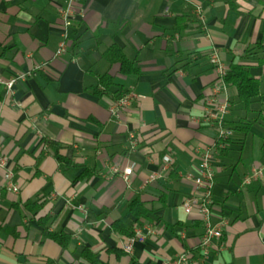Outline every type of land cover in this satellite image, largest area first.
Segmentation results:
<instances>
[{
    "label": "crops",
    "instance_id": "0c3cea01",
    "mask_svg": "<svg viewBox=\"0 0 264 264\" xmlns=\"http://www.w3.org/2000/svg\"><path fill=\"white\" fill-rule=\"evenodd\" d=\"M64 2L0 0V264H163L184 252L189 264H264V186L243 184L264 154L231 161L244 145L235 131L215 155L213 219L228 224L206 260L203 222L183 207L215 139L202 119L217 78L212 50L226 69L245 64L261 80L253 106L264 114V0H77L67 52L56 56ZM112 44L139 73L122 75L108 63L103 53ZM105 73L115 77L111 92H134L118 114L114 97L92 91ZM21 74L8 90L5 82ZM241 112L232 104L227 121ZM52 141L70 160L66 169ZM164 154L176 162L175 176ZM136 198L150 209L140 221L129 211ZM117 220L145 236L131 252L129 237L113 230ZM49 233L70 239L61 244Z\"/></svg>",
    "mask_w": 264,
    "mask_h": 264
},
{
    "label": "built area",
    "instance_id": "2783aa9c",
    "mask_svg": "<svg viewBox=\"0 0 264 264\" xmlns=\"http://www.w3.org/2000/svg\"><path fill=\"white\" fill-rule=\"evenodd\" d=\"M201 15L200 8L196 11ZM60 16L62 19L63 30L61 33V40L56 50V56H60L67 52L69 45V30L73 25V21L77 16V0H65L64 5L60 8ZM210 62L213 65L216 73V80L211 84L210 94L204 106V114L202 119L215 129V139L211 147H209L202 155L201 162L198 166V173L193 181L196 187V193L188 195L183 200V207L187 213L196 212L204 225V232L200 240L201 258L206 260L210 255L212 246L216 241L223 238L224 230L228 224L225 218L213 219V203H214V187L216 182V172L214 167V160L216 153H220L225 149L228 140L233 136L234 130L226 124L227 117L230 114L231 102L229 96V88L225 82V75L227 69L220 60L216 50H212L210 55ZM26 75L21 74L13 77L5 82L8 90H11L15 82L24 78ZM134 98L133 91H127L125 94L115 99L112 103L111 111L118 114L121 110L131 105ZM130 149L136 148L138 139L134 134L129 135ZM4 160H0L3 164ZM165 166H171L174 162L171 155L166 154L163 156ZM118 171V168H113ZM132 167H126L123 170L122 177L125 182L129 183L132 174ZM8 173L7 176H10ZM254 182H260L264 186V165L253 166L243 179L244 185H251ZM17 190V187H13ZM145 236L138 229L135 230L134 235L128 238L124 244V250L131 252L135 241L144 240ZM163 264H189V255L187 252L180 254L176 259L167 260Z\"/></svg>",
    "mask_w": 264,
    "mask_h": 264
},
{
    "label": "trees",
    "instance_id": "16d2710c",
    "mask_svg": "<svg viewBox=\"0 0 264 264\" xmlns=\"http://www.w3.org/2000/svg\"><path fill=\"white\" fill-rule=\"evenodd\" d=\"M177 26L178 28H181L180 23H178ZM103 57L111 66L117 65L119 67V73L122 75H129L133 73L137 74L140 72V68L136 65L135 61L129 59L124 50L116 44L110 45L103 53ZM224 78L228 88H232L234 90V99L230 100L231 106L232 104L237 105L239 106V109L246 113L252 111L253 104L260 101L261 80L251 74L250 69L247 65L234 62L231 63L227 68V72ZM114 85H116L115 77L110 73H105L99 76L98 84L92 88V91L99 96L110 95L114 97V99L119 98L127 92L123 88H120L114 93L111 92L110 89ZM117 93H119L120 95L115 96ZM260 116H262L264 119L262 110H260ZM226 124L235 132L248 133L252 130L253 120L249 119L247 116H244L240 117L239 119H235L232 122L226 121ZM230 140L231 138L228 141ZM50 146L53 150L54 156L59 161L61 167L63 169L69 167L71 165V162L67 157L63 156L60 153L61 146L54 141L50 142ZM226 149L227 148H225L222 152H224ZM171 166V176H175L176 162L174 161ZM82 176L90 177L91 174L86 170L82 173ZM129 211L135 217L136 221H140L141 219H146L148 217L150 209L145 205L144 201L136 198L130 203ZM112 227L115 232L126 235L127 237H131L134 235L133 230L121 220L115 221ZM49 236L57 240L61 244H64L70 239L68 235H65L63 233H49ZM117 251L123 252L120 249H118ZM84 253L88 254V250H85Z\"/></svg>",
    "mask_w": 264,
    "mask_h": 264
},
{
    "label": "rangeland",
    "instance_id": "374dc122",
    "mask_svg": "<svg viewBox=\"0 0 264 264\" xmlns=\"http://www.w3.org/2000/svg\"><path fill=\"white\" fill-rule=\"evenodd\" d=\"M253 108L254 110L247 114L245 112L240 113V115H247L249 119L253 120V125L252 130L248 133L236 132L234 134L236 139L244 138V145L242 151L239 150L242 147L240 144L233 148L230 153L231 161L237 160L241 156L244 160L249 159L250 161H254L261 158L264 154V119L260 116V105L256 104Z\"/></svg>",
    "mask_w": 264,
    "mask_h": 264
}]
</instances>
